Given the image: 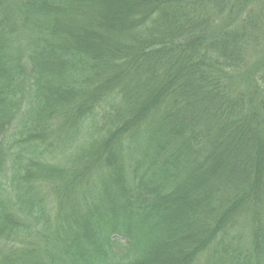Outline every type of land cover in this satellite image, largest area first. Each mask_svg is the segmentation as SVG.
I'll return each mask as SVG.
<instances>
[{
    "label": "trees",
    "instance_id": "16d2710c",
    "mask_svg": "<svg viewBox=\"0 0 264 264\" xmlns=\"http://www.w3.org/2000/svg\"><path fill=\"white\" fill-rule=\"evenodd\" d=\"M0 264H264V0H0Z\"/></svg>",
    "mask_w": 264,
    "mask_h": 264
}]
</instances>
